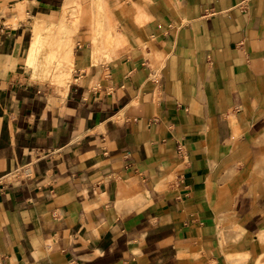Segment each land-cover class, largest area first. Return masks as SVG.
I'll return each instance as SVG.
<instances>
[{"label": "crops", "instance_id": "crops-1", "mask_svg": "<svg viewBox=\"0 0 264 264\" xmlns=\"http://www.w3.org/2000/svg\"><path fill=\"white\" fill-rule=\"evenodd\" d=\"M104 2L0 13V264H264V0Z\"/></svg>", "mask_w": 264, "mask_h": 264}, {"label": "rangeland", "instance_id": "rangeland-1", "mask_svg": "<svg viewBox=\"0 0 264 264\" xmlns=\"http://www.w3.org/2000/svg\"><path fill=\"white\" fill-rule=\"evenodd\" d=\"M0 1H1L0 2V13L3 14L6 24L13 26V27H17L21 25L20 29L23 28L26 37L32 36L33 39L35 38L33 42L34 41L36 42L35 47H37V50L35 48L33 52L34 55L32 54V56H30V65L33 66L35 69H39L43 65H47V66L49 65L50 67L53 66L54 75L46 77L47 79H50L53 84H59L60 80H63L62 82H60L61 84L65 83L63 78L60 79L58 77L59 67L61 66L64 67L65 65L54 54H53V57L48 56V61L46 64H44L42 61L44 59L43 57L44 53H42L43 51L41 47L46 41H44V39L42 40L39 36L43 33V30L45 29V27L48 26L47 21L51 19L53 20L54 17H55L54 19L56 20H62V18L64 19V16L68 17L69 19V20L67 19L68 22L60 27V29L62 30L59 33V35H67L68 30L70 28L76 27V25H78L79 17L83 15L84 18L86 19V17L90 15L91 11H92V19L94 21L100 20V22H102L108 19L106 7H105L106 4L104 0H0ZM20 4L23 5L22 15L18 13V9H17V7ZM42 9L50 10V12L43 13ZM74 9L77 10L76 13L72 12ZM41 20H44V23L46 22L45 26L43 28L41 27L42 30L40 26H43L44 24L42 22L40 23ZM36 22H37L36 24L37 26L34 24ZM39 23L43 25H39ZM38 27H39V30H38ZM37 30L38 32L40 31L39 32L40 35L37 32L34 33V31H37ZM86 31L91 32L93 34V30H91L89 27H87ZM36 34L38 35L39 38L36 36ZM116 36L117 34L114 35L115 41H116V38L118 39V37ZM109 37L111 36L109 35ZM37 38L39 40H37ZM67 41L68 40H64V43ZM44 46L46 47L45 44ZM100 53H101V50L98 51V54ZM40 79H44V78L41 77ZM28 175H30V173L23 171L19 175L11 177V179L12 180L17 179L19 176L26 178Z\"/></svg>", "mask_w": 264, "mask_h": 264}, {"label": "bare ground", "instance_id": "bare-ground-1", "mask_svg": "<svg viewBox=\"0 0 264 264\" xmlns=\"http://www.w3.org/2000/svg\"><path fill=\"white\" fill-rule=\"evenodd\" d=\"M72 12L76 13L77 10L74 9ZM63 15H64V14H63ZM66 15H67V14H66ZM67 19H68V17H65V16H64V19L62 18V21H63V22L65 21V22L67 23V22H68ZM68 20H69V19H68ZM36 21H37V20H36ZM38 21H39V20H38ZM45 21H46V20H45ZM62 21L60 20V22H59V23L61 24V26L64 25V24H62V23H63ZM41 22H42L44 25H43V24H40ZM61 22H62V23H61ZM65 22H64V23H65ZM40 23H39V25H43V26H40V28H41V27L43 28V27L45 26V23H46V22L44 23V20H41ZM34 24L36 25L37 22L34 23ZM35 25H34V26H35ZM49 25H50V24H49ZM49 25H48V26H49ZM78 25H79V24H78ZM78 25H77V26H78ZM115 25H116V24H115ZM36 26H37V25H36ZM58 26L60 27L59 24H58ZM107 26H108V25H107ZM115 27H116V26H115ZM35 28H37V27H35ZM42 28H41V30H42ZM62 28H63V27H62ZM33 29H34V28H33ZM59 29H60V28H59ZM59 29H58V27L56 28V30H58V31H59ZM38 30H39V27H38ZM38 30H37V31H34V33L37 32V33L40 35V33H39L40 31L38 32ZM77 30H78V28H77ZM45 31H46V29H44V30H43V33L39 36L40 38L44 35V32H45ZM68 31H69V30H68ZM74 33H75V32H74ZM109 34H110V33H109ZM116 34H117L116 37H118V39L116 38V41H117V42L114 40V41H115L114 44H115V46H116V48H117L118 45H120V44L122 43V39H123V38H121V37H123V36H121L120 33H119V35H120V37H119V35H118L117 32H116ZM116 34H115V35H116ZM68 35H69V33L67 34V36H68ZM70 35H71V36L73 35V34H71V31H70ZM36 36L38 37L37 34H36ZM36 36H35V37H36ZM71 36H70V37H71ZM39 37H38V38H39ZM92 37H93V39H94V35H93ZM38 38H37V40H39ZM108 38H109V37H108ZM65 39H66V38H65ZM67 39H69V37H68ZM114 39H115V38H114ZM33 40H35V38H34ZM37 40H36V41H37ZM70 41H71V40H70ZM70 41H69V43H70ZM34 42H35V41H34ZM71 43H72V42H71ZM35 44H36V42H35L34 45H33V51H32L31 54H33L35 48H36V50H37V47H35V46H36ZM37 44H38V43H37ZM69 45H71V44H69ZM38 46H39V45H38ZM65 46L67 47V45H65ZM72 46H73V44H72ZM39 48H40V47H39ZM64 48H65V47H64ZM68 48H69V47H68ZM97 49H98V48H97ZM63 50H64V49H63ZM70 50H71V49H70ZM43 51H44V53H45V55H44L43 57H46V53H47V52H45V50H43ZM64 51H65V50H64ZM39 52H40V50H39ZM42 53H43V52H42ZM51 53H53V52H51ZM70 53H72V52H69V50H68L67 53H66V55H65V59H62V60H64V61H62L64 65H65V64H68V62L70 61V64H71V66H72V58H71V56L73 55V53H72V54H70ZM62 54H63V53H62ZM33 55H34V54H33ZM63 56H64V55H63ZM63 56H62V57H63ZM52 57H53V56H52ZM42 59H43V58H42ZM40 60H41V59H40ZM65 60H66V61H65ZM42 61H43V60H42ZM46 63H47V61H46L44 64H46ZM73 63H74V62H73ZM61 67H62V69H63V66H61ZM59 68H60V67H59ZM60 69H61V68H60ZM65 70H66V69L64 68V71H63V72L66 73ZM61 71H62V70H61ZM62 74H63V73H62Z\"/></svg>", "mask_w": 264, "mask_h": 264}, {"label": "built area", "instance_id": "built-area-1", "mask_svg": "<svg viewBox=\"0 0 264 264\" xmlns=\"http://www.w3.org/2000/svg\"><path fill=\"white\" fill-rule=\"evenodd\" d=\"M179 151H180V153H182L184 155L185 152L182 150L181 146L179 148Z\"/></svg>", "mask_w": 264, "mask_h": 264}]
</instances>
